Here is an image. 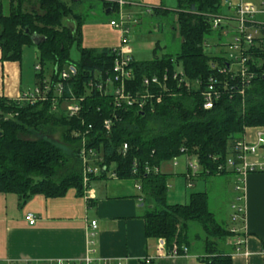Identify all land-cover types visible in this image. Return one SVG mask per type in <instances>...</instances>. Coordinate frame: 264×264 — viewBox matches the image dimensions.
Here are the masks:
<instances>
[{
	"label": "trees",
	"instance_id": "obj_1",
	"mask_svg": "<svg viewBox=\"0 0 264 264\" xmlns=\"http://www.w3.org/2000/svg\"><path fill=\"white\" fill-rule=\"evenodd\" d=\"M36 1L38 11L27 10L24 0H9L8 14L3 15L0 0L1 61H20L23 48L34 46L36 62L40 65L39 72L34 70L36 84L47 77L56 82L65 65L72 66L74 73L63 81L62 96L57 98L55 110L51 99L55 96L53 89L45 101L33 104L0 96V192L17 195L20 204L36 194L62 196L69 188L82 194L80 172L68 171L59 181L54 180L63 155L51 141L37 137L41 125L61 124L63 137L76 145L73 155L78 162L84 137L86 148L93 149L101 158L94 161L96 165L105 169L112 165L115 177L139 182L145 205L142 218L146 237L163 239L166 253L175 248L180 255L191 246L187 229L194 222L205 235L203 248L207 256L201 260L205 264H231L229 255L220 247L233 233L216 222L207 207V194L191 192L186 203H168L169 174L160 168L167 161L175 166L173 159L187 154L195 156L201 168L198 175L223 174L217 171V166L232 152L233 142L241 138L245 128L264 124V27L259 28L257 43L244 51L245 65L252 73L247 83L218 70L231 62L225 56L203 51L204 40L214 31L224 35L226 27H233L230 26L233 21H223L215 29L211 27L209 15L221 14L223 1L175 0L179 50L145 61L132 59L130 63L133 76L126 86L132 91H144V78L159 77L165 72L169 75L161 101L146 103L139 109L125 103L116 106L110 94L97 89L96 84L104 85L111 77L114 54L107 47H83V16L74 12V5L63 0ZM102 2L105 8L112 7L110 2ZM152 12L165 16L169 10L154 7ZM69 16L74 20L73 28L63 24V19ZM34 37L37 44L32 42ZM73 44L80 53L75 63L69 60ZM177 68H181L189 81L188 88L171 78ZM209 78L215 79L219 97L212 108L204 109L200 92ZM71 91L80 99V109L69 116L62 104ZM106 120L110 121L108 130L104 126ZM151 121L160 123V127L153 130ZM73 131L79 135L73 136ZM122 143L128 146L124 155L118 150ZM133 161L136 162L134 173ZM146 166L157 171L146 172ZM187 173L185 170L183 175L188 182L192 178L188 179ZM104 176L105 171H101L89 178Z\"/></svg>",
	"mask_w": 264,
	"mask_h": 264
},
{
	"label": "crops",
	"instance_id": "obj_2",
	"mask_svg": "<svg viewBox=\"0 0 264 264\" xmlns=\"http://www.w3.org/2000/svg\"><path fill=\"white\" fill-rule=\"evenodd\" d=\"M155 2V7L166 8L162 0ZM112 10L116 12L113 7L105 8V12ZM8 11L9 0H1L2 14L7 15ZM108 27L103 34L91 30L94 35L90 37L89 26L83 31L81 26L83 47L118 46L120 31L110 25ZM28 50L34 65L36 49L33 46ZM22 56L20 61L0 59V96L15 100L21 92L36 85L34 68L31 71L30 61L23 53ZM249 129L245 128L244 132L250 140L252 129ZM186 163L187 160L178 171L181 177H184ZM135 183L132 178L112 177L105 172L104 177L90 178L83 186L82 194L69 188L62 196L36 194L23 204L17 195L0 192V264H54L59 259L80 262L87 254L110 263L146 264L144 261L150 257V264H205L201 260L207 256L203 241L195 251L191 250V243L182 254L170 256L164 246L158 247L159 238L145 236L142 218L145 205L138 200L141 194ZM186 187L191 188L193 184ZM238 202L242 211L235 220L231 217L228 226L235 232L222 242L220 249L229 255L231 264H264V171L246 174ZM28 212L35 216L33 225L24 219ZM92 221L96 223L93 231L89 227ZM235 238L241 239L242 252H235Z\"/></svg>",
	"mask_w": 264,
	"mask_h": 264
},
{
	"label": "built area",
	"instance_id": "obj_3",
	"mask_svg": "<svg viewBox=\"0 0 264 264\" xmlns=\"http://www.w3.org/2000/svg\"><path fill=\"white\" fill-rule=\"evenodd\" d=\"M110 2L112 7L116 10L119 16V20L111 19L109 20V25L118 29L120 31V43L118 46L110 48L112 54H114V61L112 66L111 77L108 78L104 85L102 83L96 84L97 89L104 93L110 94L116 106L120 104H127L128 106L136 105L139 109H143L146 103H152L155 101L159 103L161 101V92L166 91V83L169 82V75L165 72L162 76H152L143 79L144 91L139 93L137 91H132V89L127 88L126 84L132 79L133 70L131 68L132 56L130 54V47L128 45V40L125 36L128 32V25L130 22L138 23L137 19L127 16L126 20H123L120 15L122 9L128 5H137L136 2L132 0H106ZM226 2V8H229V12L233 15L225 16L220 13L211 14L210 24L213 29L219 27L223 21H233L235 26L232 27L234 32V37L232 47L236 50V55L227 58L231 62L226 64V68L218 69L220 72H229L231 77L238 76L242 81L248 83V80L252 78V73L248 72L245 62L247 56L244 51L247 50L252 44H256L258 37L260 36V27H264V0H222ZM149 10L147 9V12ZM224 35L226 32H222ZM34 70L36 72L40 71V65L36 62L34 64ZM74 73L72 66H69L68 71L61 70L58 74V80L56 82H51L50 78L41 79L32 89L25 90L20 93V95L15 99L17 102H27L33 104L39 101H45L47 95L51 89H53L54 95L52 99V109H56L55 102L57 98L62 96L63 91V81L70 77V74ZM171 78L177 81L178 84H183L186 88L190 86L189 81L185 77L181 68L172 74ZM215 79L209 78L206 86L201 90L200 96L202 97V106L204 109H210L213 107L214 102L219 97V91L214 86ZM198 84V81L196 82ZM79 100L77 99L73 92H69V97L64 99L62 106L67 115L72 116L76 114L80 109ZM104 126L108 130L110 127V121H104ZM252 129V139H248V136L242 134L241 138L235 140L232 144V152L229 153L224 162L217 166L218 172H230L235 174V189L239 191L237 200H240L243 192V182L246 174L250 172L264 171V124L260 126L250 127ZM73 136H78L77 131L72 132ZM128 146L126 143H122L119 147V152L124 155ZM78 157L81 161L82 166V182L85 187L89 181L90 176H95L101 171L108 172L113 177L115 174L112 171V165L108 169L104 166H98L94 161H100L101 158L97 156L93 149L86 148L85 138L81 140V144L78 150ZM95 166L92 168L89 164ZM173 164H176L175 158L173 159ZM136 162H132L133 170L135 172ZM157 171V168L145 167L146 172L151 170ZM200 166L197 160L194 162L188 160L186 163L187 178H192L200 171ZM190 180V179H189ZM187 186H191L190 181H188ZM135 187L138 191L141 190L139 182L136 181ZM139 201H142L141 195L138 197ZM231 207L235 210L232 215V220H235L239 213L242 211V207L232 204ZM24 219L29 225L35 223V216L28 212L25 214ZM90 230L93 231L96 228L95 221H92L89 225ZM235 232L234 229H231ZM92 235V233H91ZM235 252H242L243 246L242 241L239 238L233 240ZM165 247V242L163 239L159 238L158 247ZM92 251V250H90ZM170 256L179 255L175 248L170 252L166 253ZM146 264H150V257L146 258L144 261ZM54 264H122L121 261L115 263H110L108 260L97 258L91 254L85 255L80 262H73L68 260H56Z\"/></svg>",
	"mask_w": 264,
	"mask_h": 264
},
{
	"label": "rangeland",
	"instance_id": "obj_4",
	"mask_svg": "<svg viewBox=\"0 0 264 264\" xmlns=\"http://www.w3.org/2000/svg\"><path fill=\"white\" fill-rule=\"evenodd\" d=\"M63 1L68 4L72 3L74 5V12L83 16L82 31L86 26H89L90 37H92L91 34H93L95 30L99 34H103V32L109 28L108 21L110 19L119 20L118 13L114 10L105 12L102 0ZM155 1L156 0H134L137 5L134 4L124 7L121 12L120 17L123 20H126L127 16H131L139 22H130L128 25V32L125 34L130 47V54L135 61H145L155 57L159 58L165 53L174 54L179 50L180 37L176 30V17L174 12L175 0H162L163 6L169 10L168 14L165 16L152 14L151 10L155 7ZM230 1L234 2V0ZM24 7L27 10L34 9L38 11L36 0H24ZM146 9L149 10L147 13ZM221 14L225 16L231 15L226 8V2L222 3ZM63 24L68 25V27L72 24L70 28H73L75 23L69 16L63 19ZM230 26H235V23L230 22ZM91 30L94 31L92 32ZM226 31L225 35H221L218 31H214L208 36L204 40L203 51L207 54L216 56L222 55L226 58L236 55V50L230 44L234 37L233 29L231 27H226ZM28 47L33 49V46ZM28 47L25 46L23 48V55L30 61L29 67L32 71L34 68V60H32L30 56ZM79 58L80 53L76 45L73 44L69 49V60L75 63L78 62ZM68 69L69 65L63 66V70L68 71ZM149 125L153 130H157V128L160 127V123L155 121L149 122ZM63 132L64 127L61 124L55 125L52 123L41 125L40 130L37 132V137H42L51 141L59 148L63 155L62 164L56 170V175L53 177L56 181H59L68 171L82 173L81 161L79 159L80 162H78L73 155L76 145L66 140L63 137ZM242 134H244V132ZM194 159H196L194 155L182 154L176 158V166L173 167L171 161L162 164L160 170L169 174L167 177V202L183 203L182 201H187L191 192H205L207 194L208 210L212 212L214 219L220 226L228 228L231 224V217L235 212L231 205L239 204V200H237L239 191L235 189L236 176L230 172L210 176L199 175L189 180L190 184H193V187L187 188L186 184L188 182L184 177L178 174V171L184 166L185 160L194 162ZM89 165L92 168L95 167L91 165V163ZM109 171L110 169H108L107 173H109ZM187 234L189 239L192 240L193 249L191 250H197L205 237L202 229L196 223L190 222Z\"/></svg>",
	"mask_w": 264,
	"mask_h": 264
},
{
	"label": "water",
	"instance_id": "obj_5",
	"mask_svg": "<svg viewBox=\"0 0 264 264\" xmlns=\"http://www.w3.org/2000/svg\"><path fill=\"white\" fill-rule=\"evenodd\" d=\"M72 1H78V0H72ZM32 42L34 43V44H37V38L36 37H34L33 39H32Z\"/></svg>",
	"mask_w": 264,
	"mask_h": 264
}]
</instances>
